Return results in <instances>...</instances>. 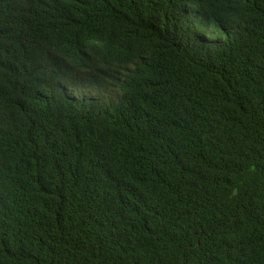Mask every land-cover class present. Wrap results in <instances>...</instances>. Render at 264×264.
<instances>
[{"label":"trees","instance_id":"16d2710c","mask_svg":"<svg viewBox=\"0 0 264 264\" xmlns=\"http://www.w3.org/2000/svg\"><path fill=\"white\" fill-rule=\"evenodd\" d=\"M0 264H264V0H0Z\"/></svg>","mask_w":264,"mask_h":264}]
</instances>
